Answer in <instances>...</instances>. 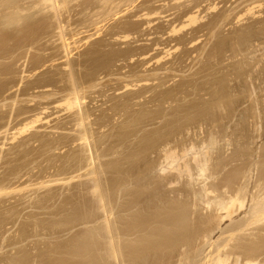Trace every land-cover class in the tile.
<instances>
[{
  "label": "rangeland",
  "instance_id": "obj_1",
  "mask_svg": "<svg viewBox=\"0 0 264 264\" xmlns=\"http://www.w3.org/2000/svg\"><path fill=\"white\" fill-rule=\"evenodd\" d=\"M3 1L0 0V189L2 188L0 190V264H122L119 252H122L121 248L124 244L121 235L125 234L122 232L125 224L128 225L125 231H132V228L134 231V228L140 231L143 238V241L141 237L139 238L140 245L147 242L145 245L149 246L147 249L144 244L142 247L138 245L141 247V249L139 247L140 255H144L140 256L141 258L150 256L151 259L155 251L156 254L158 253L157 256L160 254L162 256L164 245L160 246L161 242H158L161 239L162 242L165 241V246L171 244V248L165 247L167 251L173 250L174 247L176 252V244L185 242L180 240L187 239L189 242L188 238L192 236L196 239V234L202 233V236H198L199 239H193V244L199 240L198 244L196 243L197 248L191 243L194 249L190 246L191 248L187 250L188 253L189 250L190 253L192 252V256L185 253L187 248L185 251L183 249L188 246L182 245L183 248L178 246L183 249L182 253L189 256L188 258H196V262L193 259L195 264H210L215 256L221 254L223 256L219 257L225 258L223 262H226L228 256L231 261L227 259L232 262L227 261L224 264H246L247 261H251L248 260L250 256L245 255L247 252L250 255L249 251H252L251 257L254 256L251 262L254 264L260 261L257 264H262L264 228L261 225L259 228V224L258 227L252 226L261 216L264 217V213L257 214L258 217L254 215L256 218H252L254 206L260 201L251 200L259 197L260 192L263 193L259 199L264 194L262 188L264 186V174H262L264 173V0H49L50 2L20 0L22 3L19 0ZM14 1L16 3L12 5ZM2 2L5 5L8 2V5L5 6ZM19 7L20 12H25L23 15L18 14ZM17 17L21 18H18L20 23ZM60 32L63 35H59ZM65 39L67 44L70 43L68 44L70 48L68 45L63 48ZM67 52L70 53L69 56ZM74 88L78 93L75 92L76 90L72 91ZM72 93L80 96L83 101H80V107H75L74 110L67 105L68 100L74 99ZM85 134L87 141L83 138ZM212 142L216 143V146L212 145ZM204 143L216 148L211 146L206 148ZM182 147L185 153L182 152ZM166 150L175 151V159L184 158L182 161L184 163L188 161L191 169L194 168L197 172L193 169L186 172L188 170L182 164V158L176 159L181 162L182 166L179 167L184 168L180 169L185 174L179 179L181 170L177 169L180 172L178 173L175 169L180 163H173L174 157H170L173 161L170 158L166 159ZM147 156L149 160L147 166L143 161L144 167H141L140 163L143 159L139 158L143 157L146 160ZM206 156L210 161L203 162V165L200 161ZM169 159L172 163H169ZM197 161L201 164L199 165ZM256 162L261 164L258 165ZM132 164H135L136 168L139 165L138 169L148 167L149 169L144 170V174L146 170L149 171L150 173H147L150 179L152 177L154 180L149 179L148 182H151L149 186L146 183V186L150 187L149 190H145L146 186L139 188L141 186L138 184L139 191H137V187L134 188L137 185L134 183L135 179L132 181L128 175L127 180L136 184L131 186L132 182H129L132 189H135V196H132L133 191L124 190L128 187L122 186L125 178L123 175H134L141 184L143 180L147 182L149 177L147 174L146 180H142L145 177L142 169L137 170ZM201 165L206 166L208 171L203 172V169L207 170V168L202 166V169ZM219 165L220 168H217ZM169 166H173L170 167L173 169L170 170ZM127 168L130 172L126 173L128 171L125 170L126 174L122 173ZM133 168L140 176L143 175L142 178L138 177L140 180L135 170L132 171ZM168 172H175L176 178L167 180L169 177L172 179L175 177L173 173L172 176H168L170 174ZM190 172L193 173L192 176ZM209 172H211L210 176ZM221 172H224L225 177ZM186 173L190 176L189 179ZM166 174L168 177H164ZM161 176L167 178L165 179L167 181L165 182ZM159 177L165 182L162 183L161 180L162 185L159 184ZM192 178L196 185H193ZM197 180L199 182H196ZM203 180L204 182H201ZM96 183L99 188L98 194L97 191L93 192ZM210 185L214 187L218 185L219 190L214 187L209 188ZM157 186L160 190H165V194L168 193V197L166 196L168 201L165 200L164 193L161 195L165 198H159L161 196L156 189ZM3 189L6 191L3 192ZM140 189L144 190L140 191ZM205 189H208L206 193L212 189V192L208 193L211 196L209 199ZM153 190L156 191L155 196L159 193L156 196L159 201L154 197L150 198L153 196ZM144 191L146 194L149 192V199L152 201V203L149 201V205L155 207L159 206L158 203L162 205L160 208L156 207L157 211L152 213L155 207L151 206V209L148 204H144L143 208L142 202H137L138 207L142 204V207L136 209L141 215L137 212V218L134 216L128 218L130 212L127 213L125 209H128L131 201ZM257 193L259 195H256ZM147 195H142V198L138 196L137 200L142 199L145 202L144 197ZM229 195L230 197L233 195L239 201L244 200L246 208L244 207L241 213L237 210L239 205L236 203L238 208L231 209L232 216L233 211L235 216L232 217V221L223 219L225 222L220 217L223 216V208H227L234 198L231 197L229 201ZM215 196H218L217 203L214 200ZM124 197L132 199L130 201L128 199L130 204ZM221 198L224 200L223 205L226 203L225 207L219 206L223 203ZM154 200L155 203L158 201L156 205L153 204ZM251 202L255 203L254 206ZM125 203H128V207ZM163 205L168 207L163 208ZM212 205L213 207L216 205V208ZM146 207L151 211H147ZM176 211L179 214L175 213ZM165 212H169L167 214L170 218ZM190 213L197 216L193 217ZM174 215L176 217L179 215L180 218L177 219ZM159 217L161 219L163 217V221ZM212 217L216 218V222ZM246 217L252 218L249 221L253 225L247 222L248 227L251 225L248 229L252 228L251 232L244 230L245 233L250 232V234L241 232L243 226L240 225L248 220ZM221 220L224 222H222L223 226ZM262 220L264 221V218L260 221ZM175 221L179 222L178 225ZM130 223L132 224L129 225ZM108 229L114 232L110 236L115 241L113 244L118 251L116 253L118 260L115 259L117 257L115 253L107 252L109 251L107 249H110V244H107L109 236L105 237L109 233ZM161 230L163 233L166 231L167 235ZM190 231L193 234L196 231L197 233L193 236ZM102 232L105 233L104 236ZM188 234H191L190 237ZM178 235L183 238H177ZM167 237L168 239H164ZM252 237L258 241L254 239L253 246L250 243ZM124 238L126 241L127 238L133 237L125 235ZM146 238L148 239L144 241ZM235 238L238 239L234 240ZM152 240L157 241L156 245H159L156 247L155 242H150ZM204 243L208 244L204 245ZM240 243L243 246H240ZM249 243L251 245H248ZM255 245L259 247L263 245L261 247L263 250L259 247L255 248ZM226 246L233 250L227 247L228 250ZM158 248L163 251L157 250ZM198 248H201L199 252ZM254 250L259 253H255ZM201 251L203 256L200 255ZM173 252L174 250L170 254ZM178 252L173 253L176 254L174 257L182 256L178 255ZM241 253L246 263L242 260L244 258L241 257ZM197 254L200 257H197ZM235 254L242 258L241 262H236ZM186 256L183 255L179 259L182 260ZM176 257V261L173 259L170 264L182 263L177 261L179 259ZM149 258L147 260L150 262ZM188 258L184 260H190ZM192 258L190 261H193ZM194 262L190 263L194 264ZM183 263L185 264V261Z\"/></svg>",
  "mask_w": 264,
  "mask_h": 264
},
{
  "label": "bare ground",
  "instance_id": "obj_2",
  "mask_svg": "<svg viewBox=\"0 0 264 264\" xmlns=\"http://www.w3.org/2000/svg\"><path fill=\"white\" fill-rule=\"evenodd\" d=\"M2 1H3V0H2ZM7 1H8V0H7ZM16 1H17V0H16ZM19 1H20V0H19ZM22 1H23V0H22ZM42 1H43V0H42ZM46 1H47V0H46ZM51 1H52V0H51ZM75 1H76V0H75ZM78 1H79V0H78ZM103 1H104V0H103ZM112 1H113V0H112ZM3 2H5V1H3ZM3 2H2V3H3ZM10 2H11V0H10ZM20 2H21V1H20ZM20 2H18V4H20ZM48 2H50V1L48 0ZM53 2H55V1H53ZM15 3H16V2L14 1V3H12V5L15 4ZM21 3H22V2H21ZM55 3H56V2H55ZM105 3H106V2H105ZM3 4H4V3H3ZM18 4H17V5H18ZM33 4H34V3H33ZM47 4H48V3H47ZM103 4H104V3H103ZM4 5H5V4H4ZM6 5H8V2H7ZM6 5H5V6H6ZM12 5H11V6H12ZM17 5H16V6H17ZM20 5H21V4H20ZM36 5H38V7H39V4H38V3H37ZM45 5H46V3H45ZM56 5H57V4H56ZM62 5H63V4H62ZM9 6H10V5H9ZM16 6H14V7L16 8ZM40 6H41V5H40ZM54 6H55V5H54ZM105 6H107V5H105ZM105 6H104V7H105ZM17 7H18V6H17ZM42 7H43V6H42ZM47 7H48V6H47ZM51 7H53L52 4H51ZM57 7H58V6H57ZM57 7H56V9H58ZM107 7H108V6H107ZM7 8H8V6H7ZM17 9H18V12H20L21 8L19 7V8H17ZM19 9H20V10H19ZM35 9H37L36 6H35ZM50 9H51V8H50ZM53 9H55V8H53ZM59 9H60V8H59ZM100 9H101V8H100ZM27 10H28V9H27ZM48 10H49V9H48ZM102 10H103V9H102ZM111 10H112V9H111ZM8 11H9V10H8ZM16 11H17V10H16ZM22 11H23V10H22ZM25 11H26V10H25ZM46 11H47V10H46ZM54 11H55V10H54ZM44 12H45V11H44ZM109 12H110V11H109ZM15 13H16V12H15ZM24 13H25V12H23V13L20 12V13H18V14H22V15H23ZM110 14H111V13H110ZM53 15H54V14H53ZM106 15H107V14H106ZM19 16H20V15H19ZM148 16H149V15H148ZM20 17H21V16H20ZM20 17H17V18H16V19L18 20L19 23L21 22V21H19V20L21 19ZM104 17H105V16H104ZM107 17H108V16H107ZM18 18H20V19H18ZM25 19H26V18H25ZM103 19H104V18H103ZM23 20H24V19H23ZM23 20H22V21H23ZM14 21H15V20H13V22H14ZM27 21H28V19H27ZM23 22H24V21H23ZM58 22H59V21H58ZM7 23H8V22H7ZM9 23H10V21H9ZM9 23H8V24H9ZM14 23H16V22H14ZM19 23H17V25H18ZM60 23H61V21H60ZM60 23H59V24H60ZM3 24H4V23H3ZM11 24H12V23H11ZM21 24H22V23H21ZM14 25H15V24H14ZM19 25H20V24H19ZM66 25H67V24H66ZM4 26H6V25H4ZM4 26H3V27H4ZM20 26H21V25H20ZM60 26H61V25H60ZM10 27H11V26H10ZM10 27H9V28H10ZM7 28H8V27H7ZM12 28H13V26H12ZM62 28H64V27L62 26ZM15 29H16V28H15ZM15 29H14V30H15ZM18 29H19V28H18ZM59 29L61 30V28H59ZM14 30H13V31H14ZM7 31H8V30H7ZM10 31H11V30H10ZM63 31H64V30H63ZM64 33H65V32H64ZM59 35H63V34H61V32H60ZM64 35H65V34H64ZM8 36H9V35H8ZM64 38H66V37L64 36ZM63 40H64V39H63ZM61 41H62V38H61ZM65 42H66V39H65ZM63 44H64V46L62 45L63 48H64L65 46H67L68 44L70 45V43L67 44V42H66V43L63 42ZM69 45H68V47L70 48ZM31 47H32V46H31ZM65 48H66V47H65ZM67 49H68V48H67ZM67 49H66V51H67ZM64 50H65V49H64ZM30 51H31V50H30ZM30 51H29V52H30ZM66 51H65V52H66ZM68 51H69V50H68ZM66 54L68 55V54H70V53L67 52ZM24 55H25V54H24ZM68 56H69V55H68ZM27 58H28V57H27ZM22 61H23V60H22ZM25 63H26V62H25ZM23 73H24V72H23ZM71 79H72V78H71ZM72 82H73V81H72ZM74 86H75V85H74ZM75 90H76V91H75ZM72 91L77 92V89L74 88V90H72ZM67 93H68V92H67ZM73 93H74V92H73ZM73 93H72V94H73ZM77 93H78V92H77ZM77 93H75V94H77ZM79 93H80V91H79ZM70 94H71V93H70ZM78 95H79V94H78ZM70 96H71V95H70ZM74 96H75L74 94H73V97L71 96V97L74 98V99H72V100H68L69 102L67 101V102H68V104H67L68 107H69L70 109L73 108L72 110H74L75 107H80L79 103H80V101H82L80 96H79L80 99H79V97H78L77 95H76L75 97H74ZM67 97H68V96H67ZM48 98H49V97H48ZM50 98H51V97H50ZM69 99H71V98L69 97ZM66 100H67V99H66ZM45 101H46V100H45ZM82 102H83V101H82ZM81 104H82V103H81ZM78 109H79V108H78ZM45 110H46V109H45ZM79 110H80V109H79ZM70 111H71V110H70ZM130 111H131V110H130ZM12 115H13V114H12ZM81 115H82V114H81ZM82 116H83V115H82ZM36 117H37V116H36ZM40 119H41V118H40ZM80 120H81V119H80ZM82 120H83V119H82ZM28 122H29V121H28ZM32 122H33V121H32ZM34 122H38V121H34ZM34 122H33V123H34ZM33 123H32V124H33ZM79 123H82V122H79ZM85 123H86V122H85ZM85 123H84V124H85ZM23 125H24V124H23ZM29 125H31V124H29ZM33 125H34V124H33ZM36 125H37V123H36ZM82 125H83V123H82ZM7 127H8V126H7ZM23 127H24V126H23ZM78 127H80V125H79ZM78 127H77V129H80V128H78ZM28 128H29V126H28ZM28 128H26V129H28ZM21 129H22V127H21ZM81 129H82V128H81ZM83 129H84V126H83ZM29 130H30V129H29ZM85 130H86V129H84V132H85ZM6 131H7V129H6ZM24 131H25V130H24ZM27 131H28V130H27ZM30 131H31V130H30ZM80 131H81V130H80ZM22 132H23V131H22ZM25 132H26V131H25ZM2 133H3V132H2ZM5 133H6V132H5ZM7 133H8V132H7ZM86 133H87V132H86ZM19 134H21V132H19ZM22 134H23V133H22ZM83 134H84V133H83ZM80 135H81V134H80ZM10 136H11V135H10ZM10 136H9V137H10ZM84 136H85V137H83V138H84V141H85V140L87 141L86 134H85ZM87 136H88V135H87ZM20 137H21V136H20ZM15 138H16V137H15ZM111 138H112V137H111ZM5 140H6V139H4V141H5ZM81 140H82V139H81ZM226 140H227V139H226ZM6 141H7V140H6ZM82 141H83V140H82ZM9 142H10V141H9ZM208 142H209V141H208ZM208 142H207V143H208ZM0 143H1V142H0ZM90 143H91V142H90ZM212 143H213V142H212ZM212 143H210V144H212ZM256 143H257V142H256ZM204 144H205V143H204ZM215 144H216V143H213L212 145H215ZM182 145H183V144H182ZM193 145H194V144H193ZM205 145H206V144H205ZM212 145H209V144H208L209 147L211 146V147L214 148V147L216 146V145H215V146H212ZM188 146H189V145H188ZM206 146H207V145H206ZM206 146H205V147H206ZM208 146H207L206 148H208ZM0 147H1V146H0ZM245 147H246V146H245ZM88 148H89V147L87 146L86 149H88ZM185 148H186V147H185ZM200 148H201V147H200ZM215 148H216V147H215ZM174 149H175V148H174ZM218 149H219V148H218ZM181 150H182L183 153H185V151H183V147H182ZM186 150H187V148H186ZM211 150H212V148H211ZM211 150H208V152L211 151ZM166 151H167V153H165V154H166L165 157L167 156L166 159L175 156V154H174L175 151H174V150H173L174 152H172V151L170 152V151H168V150H166ZM187 151H188L187 153H189V150H187ZM200 151H201V150H200ZM205 151H207V150L205 149ZM182 152H180V155H181ZM191 152H192V151H191ZM214 152H215V150H214ZM199 153H200V152H199ZM202 153H203V152H202ZM210 153H211V152H210ZM210 153H209V154H210ZM212 153H213V152H212ZM176 154L178 155V152H176ZM193 154H194V151H193ZM226 154H227V153H226ZM195 155H197V154L195 153ZM199 155H200V154H199ZM207 155H208V154H207ZM0 156H1V155H0ZM181 156H182V155H181ZM185 156H187V155H185ZM189 156H190V154H189ZM193 156H194V155H193ZM197 156H198V155H197ZM219 156H220V155H219ZM254 156H255V155H254ZM144 157H145V156H144ZM162 157H163V156H162ZM162 157H161V158H162ZM176 157H177V156H176ZM198 157H199V156H198ZM201 157H202V155H201ZM208 157H209V156H208ZM212 157H213V156H212ZM212 157H211V158H212ZM258 157H259V159L261 160L260 155H259ZM258 157H257V158H258ZM262 157H263V156H262ZM138 158H139V157H138ZM180 158H182V157H180ZM180 158L178 157V158H176V159H179V160H180ZM188 158H189V157H188ZM206 158H207V156L204 158L203 161H200V160H199V161L203 164V162H206V161H208V160L210 159V158H209V159L207 160ZM135 159H137V158H135ZM139 159H143V160H141V163H140L141 167H142V166L144 167L143 164H145V165L147 166V161H149V160H147V159H148V156H147L146 160H144L143 157H142V158L140 157ZM163 159H165V158H163ZM166 159H165V162H166ZM170 159H171L172 161H173V159H174L173 163H180V164L177 165L178 167H179L180 165L182 166V164H184L185 169L188 170V171L185 170L186 172H189V169H190V171H191L192 169H193V171H196V170H194V168L191 169V167H190L191 164H189L188 161L186 162V160H185L186 163H184V162L182 161L184 158L181 159V161L183 162L182 164H181V162H180L179 160L177 161V160L175 159V157H174L173 159H172V158H170ZM170 159H169V163H172V161H171ZM195 159H196V158H195ZM199 159H200V157H199ZM255 159H256V158H255ZM263 159H264V158H263ZM137 160H138V159H137ZM151 160H152V159H151ZM192 160H194V159L192 158ZM212 160H213V158H212ZM143 161L146 162V163H143V164H142ZM162 161H163V160H162ZM199 161H197V163H198ZM209 161H210V160H209ZM209 161H208V162H209ZM261 161H262V160H261ZM137 162L139 163V160H138ZM153 162H154V161H153ZM200 162H199V165L201 164ZM211 162H212V161H211ZM263 162H264V161H263ZM130 163H131V162H130ZM138 163H137V164H138ZM169 163H168V164H169ZM190 163H191V162H190ZM213 163H214V161H213ZM243 163H244V162H243ZM254 163H255V162H254ZM256 163H258V162H256ZM124 164H125V162H124ZM124 164H122V165H124ZM127 164H129V163H127ZM127 164H126V165H127ZM135 164H136V163H135ZM135 164H134V165H135ZM137 164H136V165H137ZM168 164H167V165H168ZM194 164H196V163H194ZM260 164H261V162L258 163V165H260ZM126 165H125V166H126ZM130 165H131V164H130ZM130 165H128V166H130ZM134 165L132 164V166H134ZM136 165H135V167H134L135 169H137V170L142 169V168H139V169H138V166H139V165H138L137 168H136ZM149 165H150V164H149ZM149 165H148V166H149ZM161 165L163 166L164 163L161 164ZM172 165H173V164H172ZM203 165H204V164H203ZM203 165H201L200 167L202 168ZM213 165H214V164H213ZM213 165H211V166H213ZM258 165H257V166H258ZM262 165H263V164H262ZM146 166H145V168H143V169L141 170V171L143 172V174H144V170H145V169H149L148 167L146 168ZM195 166H196V165H195ZM197 166H198V165H197ZM216 166H217V165H216ZM254 166H255V165H254ZM263 166H264V165H263ZM122 167H123V166H122ZM139 167H140V166H139ZM170 167H173V166H169L168 168L170 169ZM175 167H176V166H175ZM178 167L175 169L176 171H178L177 169H180V168L184 169L183 167H179V168H178ZM198 167H199V166H198ZM204 167H206V166H203V168H204ZM258 167H259V166H258ZM258 167H257V169H258ZM129 168H130V167H129ZM134 168H133L132 171L135 170ZM203 168H202V169H203ZM206 168H207V167H206ZM214 168H215V167H214ZM217 168H220V165H219ZM253 168H255V167H253ZM261 168H262V166H261ZM122 169H123V168H122ZM172 169H173V168H172ZM172 169H170V170H172ZM125 170L128 171V172H126ZM137 170H135L134 172L137 173V172H138ZM161 170H162V172H163V168H162ZM180 170H181V169H180ZM203 170H204L203 172L208 171V168H207V170H206L205 168H204ZM209 170H210V169H209ZM212 170H213V169H212ZM214 170H215V169H214ZM251 170H252V168H251ZM251 170H250V171H251ZM255 170H256V169H255ZM121 171H122V170H121ZM123 171H124V172H122V173H125V172H126V173H129V172H130V171L128 170V168H127V169H124ZM173 171H174V170H173ZM185 171H184V172H185ZM218 171H219V170H218ZM218 171H217V172H218ZM224 171H225V170H224ZM250 171H249V172H250ZM134 172H131V173H134ZM139 172H140V171H139ZM147 172L150 173L149 171L146 170V174H144V176H145L144 178H142L143 175H141V176H142V177H141L140 174L137 173V175H138L137 178H138V177H139V178H142V180L145 179V178H147V177H146L147 174H148ZM159 172H160V171H159ZM164 172H165V169H164ZM170 172H171V171H170ZM170 172H168V173H170ZM182 172H183V171L181 170V173H182ZM196 172H197V171H196ZM217 172L215 173L216 175H217ZM225 172H226V171H225ZM251 172H253V171H251ZM254 172H255V171H254ZM254 172H253V173H254ZM260 172H261V171H260ZM263 172H264V171H263ZM94 173H95V171H94ZM126 173H125V174H126ZM136 173H135V174H136ZM172 173H173V172H172ZM172 173H170L169 175L166 174V175H164V177H166L167 175H168V176H170V175L172 176L173 174H174V176H175V172H174L173 174H172ZM178 173H180V172L178 171ZM178 173H177V174H178ZM200 173H201V172H200ZM210 173H211V172L208 173L209 176H210ZM221 173H222V172H221ZM223 173H224V172H223ZM223 173H222V175H224V177H225V174H223ZM255 173H256V172H255ZM92 174H93V173H92ZM153 174H154V173H153ZM153 174H151V176H152ZM177 174H176V175H177ZM183 174H184V173H182L181 175L179 174L180 176H178V178L181 177ZM191 174H193V173L190 172V175H191ZM208 174H207V175H208ZM213 174H214V172H213ZM219 174H220V173H219ZM251 174H252V173H251ZM259 174H260V173H259ZM262 174H264V173H262ZM122 175H123V174H122ZM128 175L130 176V179H131V180H132V179H133V180L135 179V180H134V181H135L134 183H136L137 185L134 184V183L132 182L133 180H132V181L130 180V181L132 182V184L130 183L131 186L136 185V186H134V188L137 187L138 184H139V186H141V187H139V188H144L143 186H146V185H147L146 183H148V186L151 185V182H148L149 179H150V175H149V174H148V177H149V178L147 179V182L143 180V181L145 182V184H144V182L142 181V184H144V185L141 184V181H139V182H140V183H139V182L137 181V179L135 178L136 176H134V175H131V174L123 175V176H125V178L122 177V178H124V180H123L124 182H123L122 186L125 185V187H128V188H126V189L124 188V190L129 189V191H131V192L133 191L132 193H134V194H132V193L129 192V194H132V196H133V195L135 196L136 193H135V191H134L135 189L133 190L132 187L129 185V182H130V181L127 180V179H129V178H128V177H129ZM154 175H155V174H154ZM160 175H161V174H160ZM162 175H163V174H162ZM186 175H187V173H186ZM194 175H195V174H194ZM199 175H200V174H199ZM202 175H203V173H202ZM202 175H200V176L202 177ZM248 175H249V174H248ZM96 176H97V175H96ZM127 176H128V177H127ZM131 176H134V177L131 178ZM156 176H157V175H156ZM168 176H167V177H168ZM184 176H185V174H184ZM184 176H182V177H184ZM187 176H188V175H187ZM187 176H186V177H187ZM191 176H192V175H191ZM230 176H231V175H230ZM261 176H262V175H261ZM263 176H264V175H263ZM47 177H48V176H47ZM47 177H46V178H47ZM126 177H127V178H126ZM164 177L161 176V178L165 181V179H167V178H164ZM182 177H181V179H182ZM189 177H190V176H188L187 179H189ZM216 177H217V176H216ZM216 177H213V178H216ZM258 177H260V176L258 175ZM79 178H80V177H79ZM95 178H97V177H95ZM139 178H138V180H140ZM155 178H156V177H155ZM161 178L159 177V181H160L159 184H160V185H162V184H161V180H162ZM174 178H176V176L173 177V179H172L171 177H169V179H167V180H170V179H171V180H174ZM193 178H194V176H193ZM193 178H192V182H193ZM208 178H209V177H208ZM230 178H231V177H230ZM157 179H158V177H157ZM179 179H180V178H179ZM179 179H178V180H179ZM187 179H186V180H187ZM194 179H195V178H194ZM205 179H206V177H205ZM211 179H212V177H211ZM216 179H217V178H216ZM232 179H233V178H232ZM145 180H146V179H145ZM150 180H151V181H154V180L152 179V177H151ZM155 180H156V179H155ZM163 180H162V183L164 182ZM167 180H166V181H167ZM201 180H202V179H201ZM207 180H208V179H207ZM228 180H229V179H228ZM244 180H245V179H244ZM254 180H255V179H254ZM99 181H100V180H99ZM126 181H127V182H126ZM156 181H158V180H156ZM159 181H158V182H159ZM166 181H165V182H166ZM182 181H184V180H182ZM259 181H260V179H259ZM261 181H262V180H261ZM137 182H138V183H137ZM165 182H164V183H165ZM171 182H172V181H171ZM196 182H199V181L197 180ZM201 182H204V180L201 181ZM207 182H208V181H207ZM209 182H210V179H209ZM227 182H228V181H227ZM263 182H264V181H263ZM121 183H122V182H121ZM149 183H150V184H149ZM154 183H155V182H154ZM175 183H176V180H175ZM183 183H184V182H183ZM205 183H206V181H205ZM215 183H216V182H215ZM221 183H224V182H221ZM43 184H44V183H43ZM96 184H97V183H96ZM96 184H95V185H96ZM133 184H134V185H133ZM140 184H141V185H140ZM156 184L158 185L157 182H156ZM170 184H171V183H170ZM181 184H182V182H181ZM190 184H191V183H190ZM194 184H195V183L193 182V185H194ZM207 184H208V183H207ZM209 184H210V183H209ZM261 184H262V183H261ZM263 184H264V183H263ZM32 185H33V184H32ZM99 185H100V184H99ZM126 185H128V186H126ZM177 185H179V182H178ZM177 185H176V187H177ZM195 185H196V184H195ZM202 185H203V184H202ZM218 185H219V184H218ZM218 185H216V187L210 185L209 188H210V187H214V188L217 190V189H218ZM222 185H223V184H222ZM226 185H227V184H226ZM245 185H246V184H245ZM18 186H19V185H18ZM97 186H98V184L95 186V188H94L95 191H93V192L95 193V192L97 191V194H98L99 190H97V189H99V188H98ZM129 186H130V187H129ZM152 186H153V184H152ZM154 186H155V185H154ZM154 186H153V187H154ZM172 186H173V183H172ZM186 186H187V184H186ZM186 186H184V187H186ZM191 186H192V185H191ZM227 186L229 187V185H227ZM96 187H97V188H96ZM146 187H147V186H146ZM146 187H145V188H146ZM180 187H181V186H180ZM188 187H189V186H188ZM223 187H224V186H223ZM68 188H69V187H68ZM154 188H155V187H154ZM209 188H208V189H209ZM214 188H212V189L214 190ZM234 188H235V187H234ZM259 188H261V185L259 186ZM262 188H264V186H263ZM1 189H2V188H1ZM1 189H0V190H1ZM12 189H13V188H12ZM81 189H82V188H81ZM94 189H93V190H94ZM131 189H132V190H131ZM147 189L149 190L150 187H147L145 190H147ZM156 189H157V191L160 193V196H161V197H159L160 199H164L166 196L168 197V193L165 194V192H164L165 190H164V191H163V190H160V187L158 188V186L156 187ZM156 189H155V190H156ZM163 189H164V188H163ZM168 189H169V188H168ZM189 189H190V188H189ZM208 189H205L206 191L204 190L205 193L207 192ZM212 189H210L211 191L209 190L208 193H211V192H212ZM3 190H4V189H3ZM3 190H2V191H3ZM100 190H101V189H100ZM143 190H144V189H143ZM143 190L140 189V191H143ZM181 190H182V189H181ZM185 190H186V189H185ZM216 190H214V191L216 192ZM218 190H219V189H218ZM218 190H217V191H218ZM235 190L237 191L236 188H235ZM2 191H1V192H2ZM5 191H6V190H4L3 192H5ZM9 191H10V190H9ZM120 191H121V190H120ZM127 191H128V190H127ZM137 191H139V190H138V187H137ZM137 191H136V192H137ZM161 191H162V192H161ZM167 191H168V190H166V192H167ZM175 191H176V190H175ZM182 191H183V190H182ZM182 191H181V193H182ZM188 191H189V190H188ZM188 191H187V192H188ZM192 191H195V190H193V188H192ZM192 191H191V192H192ZM204 191H203V192H204ZM224 191H225V190H224ZM224 191H223V192H224ZM233 191H234V190H233ZM258 191H259V189H258ZM261 191H262V190H261ZM101 192H102V191H101ZM122 192H125V191H122ZM144 192H145V193H144ZM144 192H143V194H142V192H141V194H142L143 196H144V195L146 196V195L149 193V192H148V193L146 194V191H144ZM152 192H154V190H153ZM152 192H150V195L152 194ZM155 192H156V191H155ZM155 192L153 193V196H151L150 198H152V197H154V199L158 198V197H156V196L159 195V193L157 192L158 194L155 196ZM172 192H173V191H172ZM177 192H178V191H177ZM177 192H176V193H177ZM189 192H190V191H189ZM226 192H227V191H226ZM238 192H239V191H238ZM238 192H236V194H238ZM137 193H138V192H137ZM163 193L165 194V197L163 196L164 198H163L162 195H161V194H163ZM195 193H196V191H195ZM205 193H204V194H205ZM208 193H206V194H208ZM213 193H214V192H213ZM213 193H212V194H213ZM239 193H240V192H239ZM258 193H259V192H258ZM258 193H257L256 195H259L260 193H261L260 195H262L263 192H260L259 194H258ZM99 194H100V193H99ZM122 194L125 195L124 193H122ZM126 194H127V192H126ZM129 194H128V195H129ZM141 194L138 195L140 198L143 197ZM164 194H163V195H164ZM186 194H187V193H186ZM197 194L199 195V193H197ZM214 194H216V193H214ZM226 194H227V193H226ZM226 194H225V195H226ZM245 194H246V193H245ZM100 195H101V194H100ZM119 195H120V194H119ZM140 195H141L142 197H141ZM178 195H179V194H178ZM180 195H181V194H180ZM184 195H185V194H183V196H184ZM187 195H188V194H187ZM187 195H186V197H187ZM208 195H209V194H208ZM233 195H234V194H233ZM233 195H232L231 197H234V196H235V195H234V196H233ZM238 195H239V194H238ZM238 195H237V196H238ZM240 195H241V194H240ZM240 195H239V196H240ZM260 195H259V197H260ZM120 196H121V195H120ZM126 196H127V195H126ZM129 196L131 197V195H129ZM138 196H136L135 199H133V201H131V202H132L131 204L128 202V199H129V201L132 200V199H131V198L126 199V198L124 197V199H126V201L131 205L128 209H125V207H124V209L128 211L127 213L130 212L129 214H130L131 216L128 215V218H133V216H134V218H137V217H138V216L136 217V214H137V212H138V211H136V209H137V207H138V203H140V201H141L142 204H143V205H142V204H139L140 207L143 206V208H144V207H145L144 204H148L147 206H150L149 208H151V206H152L153 208L155 207V206L152 205V204L149 205L150 203H152L151 199H149V194L147 195L148 198H147V197H144V198H146V200H148V201H147L148 203L146 202V200H145V202H144V200H142V199H141V200H137V199H138ZM188 196H189V195H188ZM201 196H202V195H201ZM204 196H205V195H204ZM227 196H228V195H227ZM244 196H245V195H244ZM246 196H247V194H246ZM8 197H9V196H8ZM96 197H97V196H96ZM98 197H99V196H98ZM121 197H122V196H121ZM121 197H120V198H121ZM127 197H128V196H127ZM167 197L165 198V200H167ZM170 197H171V196H170ZM176 197H177V196H176ZM181 197H182V196H181ZM205 197H206V196H205ZM210 197H211V196L209 195L208 199H209ZM217 197H218V196H215V197H214V198H215L214 200H216V203H217V201H218V200L216 199ZM219 197H220V196H219ZM223 197H224V196H222V198H223ZM229 197H230V195H229ZM231 197L228 199L229 201H231ZM235 197H236V196H235ZM235 197L232 198L233 200L229 203V206H228L227 208L225 207V206H226V203H225V205H223V204H224V202H223L224 200L221 198V199H222L221 201H222L223 203H220V204H222V205L219 204V206H223V207H225V208H223L224 213H223L222 210L220 209V210H221V213H223V216L220 217V219L222 218V220L225 219L226 221H227V219H230V220H231L232 217L235 216V211H233V212H234V213H233L234 215L232 216V210H231V209L235 210V209H237L238 207H239V208H238L237 210H238L239 212L242 213L243 208L246 206V204H245L246 202L243 200L244 198L242 199L243 201H239V200L235 199ZM247 197H248V196H247ZM250 197H251V196H250ZM252 197H253V196H252ZM259 197L257 196V198H254L253 200H251V201H254V200L256 199L254 202H259V201H260L258 204L256 203V206H254V204H255L254 202H253L254 204L251 202V203L253 204V206L255 207V209H253V211H254V210H255V211L252 212L251 216H252V215H253V216H254V215L257 216V214H259V215L261 214V215H262V214L264 213V203H263V202H264V198H263V197H264V194H263V196L260 198L261 200L259 199ZM100 198H101V196H100ZM132 198H133V197H132ZM144 198H143V199H144ZM179 198H180V197H179ZM224 198H225V197H224ZM226 198H228V197H226ZM236 198H237V197H236ZM241 198H242V197H241ZM245 198H246V197H245ZM262 198H263V199H262ZM121 199H122V198H121ZM152 199H153V198H152ZM160 199H159V200H160ZM169 199H170V198H169ZM180 199H181V198H180ZM188 199H190V198H188ZM202 199H203V198H202ZM212 199H213V198H212ZM219 199H220V198H219ZM234 199H235V200H234ZM257 199H259V200L257 201ZM156 200H158V199H156ZM159 200H158V201H159ZM170 200H171V199H170ZM170 200H169V201H170ZM183 200H184V199H182V202H183ZM186 200H187V199H186ZM205 200H206V199H205ZM210 200H211V199H210ZM246 200H247V199H246ZM262 200H263V202H262ZM119 201H120V199H119ZM149 201H151V202L149 203ZM158 201L155 203V200H154V203H153V204L156 205V204L158 203ZM167 201H168V200H167ZM177 201H178V199H177ZM203 201H204V200H203ZM203 201H202V203H203ZM221 201H220V202H221ZM229 201H228V202H229ZM238 201H239V202H238ZM249 201H250V199H249ZM133 202H134V203H133ZM137 202H138V203H137ZM178 202H179V201H178ZM182 202H181V203H182ZM206 202H207V200H206ZM210 202H211V201H210ZM244 202H245V203H244ZM247 202H248V201H247ZM120 203H121V202H120ZM123 203H124V201H123ZM123 203H122V204H123ZM128 203H125V205H127V207H128ZM162 203H164V201H163ZM166 203H167V202H166ZM218 203H219V202H218ZM236 203H237V205H239L238 207H236V206H237ZM97 204H98V203H97ZM158 204H159V206L157 205L156 207L160 208V206H161L162 204H160V203H158ZM169 204H170V202H169ZM179 204H180V203H179ZM184 204H185V202H184ZM208 204L211 205V203H208ZM212 204H213V202H212ZM249 204H250V203H249ZM141 205H142V206H141ZM216 205L218 206V204H216ZM216 205H215V206H216ZM247 205H248V204H247ZM250 205H251V204H250ZM120 206H121V205H120ZM163 206H164V205H163ZM166 206H167V205H166ZM166 206H164L163 208H165ZM178 206H181V205H178ZM186 206H188V205H186ZM194 206H195V205H194ZM215 206H214V207H215ZM251 206H252V205H251ZM118 207H119V206H118ZM140 207H138V208H140ZM156 207H155L154 211H152V213H153V212L155 213V210L157 211ZM167 207H168V206H167ZM183 207H184V206H183ZM212 207H213V205H212ZM214 207H213V208H214ZM98 208H99V207H98ZM102 208H103V207H102ZM119 208H120V207H119ZM146 208L148 209L147 211L150 210L148 207H146ZM169 208H170V206H169ZM181 208H182V207H181ZM193 208H194V207H193ZM195 208H196V207H195ZM215 208H216V207H215ZM220 208H221V207H220ZM245 208H246V207H245ZM245 208H244V209H245ZM248 208H249V207H248ZM103 209H104V208H103ZM151 209H152V208H151ZM186 209H187V208H186ZM186 209H184V210H186ZM211 209H212V208H211ZM251 209H252V208H251ZM105 210H106V209H105ZM105 210L103 211L104 213L106 212ZM116 210H117V209H116ZM122 210H123V209H122ZM122 210H121V211H122ZM161 210H162V209H161ZM164 210H165V209H164ZM174 210H175V209H174ZM179 210H181V209H178V211H179ZM212 210H214V209H212ZM215 210H216V209H215ZM220 210H219V211H220ZM246 210H247V209H246ZM131 211H132L133 213H132ZM141 211H143V210L141 209ZM141 211H140V212H141ZM150 211H151V210H150ZM188 211H189V210H188ZM208 211H209V210H208ZM210 211H211V210H210ZM123 212H124V211H123ZM123 212H122V213H123ZM125 212H126V211H125ZM143 212H144V211H143ZM180 212H183V211H180ZM185 212H186V211H185ZM195 212H197V211H195ZM246 212H247V211H246ZM131 213H132V214H131ZM147 213H148V212H147ZM159 213H160V212H159ZM165 213L167 214V213H169V212H165ZM175 213H177V211H176ZM191 213H192V212H191ZM191 213H190V214H191ZM213 213H214V212H213ZM221 213H220V214H221ZM253 213H254V214H253ZM138 214L141 215V213H139V212H138ZM172 214H174V213H172ZM177 214H179V213H177ZM180 214H182V213H180ZM188 214H189V213H188ZM215 214H216V213H215ZM143 215H144V214H143ZM149 215L151 216V214H149ZM162 215H163V214H162ZM162 215H161V216H162ZM191 215H192V214H191ZM194 215H196V214H194ZM194 215H192V216L195 217ZM237 215H238V212H237L236 216H237ZM122 216H123V215H122ZM150 216H149V218H150ZM153 216H155V215H153ZM158 216H160V215H158ZM174 216H175V215H174ZM178 216H179V215H178ZM178 216H177V217L175 216V217H176L177 219H179L180 217L178 218ZM180 216H181V215H180ZM182 216H183V214H182ZM196 216H197V215H196ZM215 216H216V215H215ZM253 216H252V218H256L255 216H254V217H253ZM263 216H264V215H263ZM125 217H126V216H125ZM141 217H142V216H141ZM144 217H145V216H144ZM144 217H143V218H144ZM155 217H156V216H155ZM155 217H154V219H156ZM164 217H166V216H164ZM167 217H169L168 214H167ZM183 217H184V216H183ZM193 217H192V218H193ZM248 217H249V216H248ZM257 217H258V216H257ZM143 218H142V219H143ZM145 218H147V216H146ZM151 218H152V217H151ZM169 218H170V217H169ZM169 218H167V219L169 220ZM172 218H173V217H172ZM176 218H175V219H176ZM186 218H187V217H186ZM189 218H190V216H189ZM189 218H187V219L189 220ZM212 218H213V217H212ZM217 218H218V216H217ZM246 218H247V217H246ZM252 218L250 217V219H252ZM262 218H264V217L261 216L260 219H258V221L256 220L255 222H254L255 219H253L252 222H254L255 224H256L257 222H259V223H257L256 225H255V224H254V225L251 224V222H250L251 220L247 218L248 220H247V221L245 220V223H246V224H245V223H242V224H244V225H246V226L244 227V225H242V224L240 225V227L243 226V230H242V228H240L239 226H238V227H239L240 230H242L241 232H244V230H246V229H247L246 231H250V230H252V228H251L250 230H248L249 227H251V225H253L252 227H254V226L256 227V226L259 224V225H258L259 228H261V227L264 228V226H262V225H264V221H263V220H262L263 222L260 221ZM142 219H141V220H142ZM159 219H161V218L159 217ZM167 219H166V220H167ZM181 219H183V218L181 217ZM181 219H180L179 222L182 221ZM193 219H195V218H193ZM193 219H192V221L194 222ZM196 219H197V218H196ZM198 219H199V218H198ZM200 219H201V218H200ZM200 219H199V220H200ZM213 219L215 220L216 218L214 217ZM213 219H212V220H213ZM128 220L132 221V219H128ZM128 220H127V221H128ZM139 220H140V218H139ZM161 220L163 221V217H162ZM170 220H171V219H170ZM184 220H185V217H184ZM214 220H213V221H214ZM217 220L220 221L219 219H217ZM222 220H221V225H222V222L225 221V220H223V221H222ZM233 220H234V218H233ZM249 220H250V221H249ZM134 221H135V220H134ZM137 221H138V220H137ZM162 221H161V222H162ZM202 221H203V220H202ZM226 221H225V222H226ZM228 221H229V220H228ZM231 221H232V220H231ZM248 221H249V222H248ZM125 222H126V221H125ZM128 222H129V221H128ZM143 222H144V221H143ZM151 222H153V221H151ZM151 222H150V224H152ZM161 222H160V223H161ZM179 222H177V223H179ZM183 222H184V221H183ZM198 222H199V221H198ZM208 222H209V221H207V223H208ZM215 222H216V220H215ZM247 222L251 224L249 227L247 226ZM121 223H122V222H121ZM133 223H135V222H133ZM155 223H156V222H155ZM158 223H159V222H158ZM173 223H174V222H173ZM177 223H176V221H175V224H177ZM187 223L189 224V221H187ZM194 223H195V222H194ZM200 223H201V222H200ZM200 223H199V224H200ZM209 223H210V222H209ZM211 223H212V222H211ZM223 223H224V222H223ZM260 223H261V224H260ZM106 224L108 225L107 222H106ZM124 224H125V223H124ZM124 224H123V225H124ZM131 224H132V223H130L129 225H131ZM153 224H154V223H153ZM167 224H168V223L166 222V226H167ZM184 224H185V223H184ZM184 224H183V225H184ZM103 225H104V224H103ZM139 225H140V223H139ZM164 225H165V224H164ZM169 225H170V224H169ZM169 225H168V226H169ZM171 225H174V224H171ZM177 225H178V224H177ZM177 225H176V226H177ZM179 225H180L179 227H181V224H179ZM193 225H194V224H193ZM202 225H203V224H202ZM204 225H205V224H204ZM206 225H207V224H206ZM211 225H212V224H211ZM214 225H215V224H214ZM260 225H261V227H260ZM124 226H126L125 229H123ZM124 226H123V228L121 227L122 230H124V231H122V232H125V234L123 233L124 235H123L122 232H121V234H122L121 236H122V240H123L124 244L122 245V244H121L122 242H120V245H122L123 247L121 248L122 252H119V254L121 253V254H120L121 256H119V257H121V259H122V264H170L172 261H174V260L176 261V259H175L176 256L174 257V255H176V254H173V253H177V252L179 251L178 249H180V248H178V246L181 247V248H183L182 245H184V247H185V246H188V247L183 248L184 251H185V249L187 248L186 251H185V253H188L187 250H188L189 248H191L194 244H195V246H193V247L195 248V247H196V243L199 242V240H198L197 242L195 241L196 243L193 244L192 242L194 241L193 239H195L194 237L191 236L192 239H191V238H190V239L188 238V240H189V242H188L187 239H186V240H185V239H182L183 237H180L181 235H180V236L178 235L179 237H177V238L182 239V240H180L181 242H184V241H185V242L182 243V244H180V242L178 241L180 245H179L178 243L176 244V246H175V247L177 248V249H176V252H175L174 247H172L173 250H174V252H173L172 254H170V252H172L173 250L169 249V251H167L168 249L166 250L165 247L167 246V248H171V247H170L171 244H170L169 246H168V244H166V246H165V241L163 240V242H162V241H161L162 239H161V240L158 241V242H159V243H160V242L162 243V244L160 243V246H161V245H164V247H162V248H164V254H168V255H170V256H168V255L165 256V255L161 252L163 255L161 256V254H160V255H159L160 258H157V257H159V256H157L158 253L156 254V251H155V253H153L154 255H153V254L151 255V256H153V257H152L153 259H152V258L150 259V258H149L150 256L147 257V258L150 259V262H149V260H147L146 257H145V258L143 257L144 259L140 257V256H144V255H140V253H139V247H140V246L142 247L143 244H144V246H146L145 243H147V242H145V243L142 242V243H143L142 245L139 244V238L141 237L140 231H137V230H138L137 228H134L135 231L133 230V228H132V231H130V230L125 231L126 229H128V228H127L128 225L125 224ZM134 226H135V225H134ZM137 226H138V225H137ZM147 226H148V225H147ZM147 226H146V227H147ZM160 226L163 227V225H161V224H160ZM176 226H175V227H176ZM208 226H209V225H208ZM222 226H223V225H222ZM258 226H257V227H258ZM35 227H36V226H35ZM105 227H106V226H105ZM148 227H149V226H148ZM169 227H171V226H169ZM179 227H178V229H179ZM184 227H185V226H184ZM247 227H248V228H247ZM108 228L111 229V227H108ZM139 228H140V227H139ZM155 228H156V227H155ZM164 228H165V226H164ZM171 228H173V227H171ZM182 228H183V227H182ZM189 228H190V227H189ZM191 228H192V227H191ZM193 228H194V227H193ZM196 228H197V227H196ZM200 228H202V227H200ZM205 228H206V227H205ZM209 228H210V227H209ZM244 228H245V229H244ZM105 229H106V228H105ZM109 229H108L109 233H107L108 235H107V234L105 235V237H106V236H109V237H108V238H109V243H107V244H110V245H109L110 249H107V250H109V251H107V252H109V254H112V253L114 254V253H115V255H116V253H118V251H116V248H115V246H114L115 244H113V243H115V241H114V240L111 238V236H110V234H111V233H114V232H110ZM119 229H120V228H119ZM119 229H118V231H119ZM136 229H137V230H136ZM140 229H141V228H140ZM145 229H146V228H145ZM151 229H152V228H151ZM160 229H161V228H160ZM160 229H159V230H160ZM174 229H175V228H174ZM180 229H181V228H180ZM183 229H184V228H183ZM207 229H208V228H207ZM207 229H206V230H207ZM224 229H225V228H224ZM233 229H234V228H233ZM235 229L238 230L237 228H235ZM256 229H257V228H256ZM152 230H153V229H152ZM152 230H150V231H152ZM162 230H163V229H162ZM162 230H161V232L163 233L164 230H163V231H162ZM181 230H182V229H181ZM184 230H186V229H184ZM191 230H192V229H191ZM196 230H197V229H196ZM198 230H200V229H198ZM217 230H218V229H217ZM240 230H239V231H240ZM143 231H144V230H143ZM146 231H147V230H146ZM146 231H145V233H146ZM157 231H158V230H157ZM167 231H169V230H167ZM172 231H174V230H172ZM177 231H179V230H177ZM194 231H195V230H194ZM253 231H254V230H253ZM147 232H148V231H147ZM165 232H166V231H165ZM165 232H164V233H165ZM183 232L186 233L185 231H183ZM190 232H191V231H190ZM202 232H203V231H202ZM207 232H208V231H207ZM216 232H218V231H216ZM232 232H233V230H232ZM234 232H235V231H234ZM250 232H251V231H250ZM250 232H248V233L250 234ZM261 232H263V230H262ZM145 233H144V234H145ZM150 233H151V232H150ZM164 233H163V234H164ZM170 233H172V232H170ZM170 233H169V234H170ZM187 233H188V232H187ZM187 233H186V234H187ZM191 233H192V232H191ZM196 233H197V231H196ZM196 233H195V234H196ZM203 233H204V232H203ZM227 233H228V232H227ZM248 233H247V232H246V233L244 232V234H248ZM102 234H103V236H104L105 233L102 232ZM102 234H101V236H102ZM142 234H143V233H142ZM153 234H155V232H154ZM160 234H161V233H160ZM174 234H175V233H174ZM174 234H173V235H174ZM186 234H185V236H187ZM192 234H193V233H192ZM195 234H193V236H195ZM197 234H198V233H197ZM197 234H196V239H195V240L199 239V238H198L199 235L202 236V235H201L202 233H199V235H197ZM211 234H212V233H211ZM214 234H215V233H214ZM255 234H256V233H255ZM111 235H112V234H111ZM117 235H118V234H117ZM119 235H120V234H119ZM125 235L128 236V237H129V236H132L133 238H131V239H130V238H127L126 241H125V240H124V239H125V238H124ZM146 235H147V234H146ZM148 235H149V233H148ZM157 235H158V234H157ZM165 235H167V234L165 233ZM188 235H189V237H190L191 234H188ZM212 235H213V234H212ZM237 235H238V234H237ZM239 235H240V233H239ZM242 235H243V234H242ZM258 235H259V232H258ZM262 235H263V234H262ZM113 236H114V234H113ZM144 236H145V235H144ZM154 236H155V235H154ZM207 236H208V235H207ZM207 236H206V237H207ZM252 236H253V234H252ZM118 237H120V236H118ZM165 237H166V236H165ZM168 237H169V236H168ZM168 237H167V238H164V239H168ZM175 237H176V236H175ZM234 237H237V236H234ZM242 237H243V236H242ZM244 237H245V236H244ZM253 237H255V236H253ZM253 237H252V238H253ZM257 237H258V236H257ZM262 237L264 238V236H262ZM120 238H121V237H120ZM151 238H153V236H152ZM160 238H161V237H160ZM170 238H172V237H170ZM186 238H187V237H186ZM202 238H204V240H206L205 237H202ZM208 238H209V237H208ZM208 238H207V239H208ZM246 238H247V237H246ZM249 238H250V237H249ZM249 238H248V239H249ZM263 238H262V240H263ZM105 239H106V238H105ZM129 239L132 240V243H131V244H130L131 241L129 242ZM141 239H142V241H143V238H142V237H141ZM147 239H148V238L144 239V241L147 240ZM157 239H158V238H157ZM200 239H201V238H200ZM212 239H213V238H212ZM237 239H238V238H237ZM237 239L235 238L234 240H237ZM240 239H241V238H239V240H240ZM244 239H245V238H244ZM248 239H246V240H248ZM254 239H255V238H253V240L250 242V243L252 244V246L254 245V243H252V242L254 241ZM106 240H107V239H106ZM106 240H105V241H106ZM112 240H113L114 242H113ZM149 240H151V239H149ZM169 240H170V239H169ZM169 240H168V241H169ZM173 240H175V238H173ZM173 240H172V241H173ZM190 240H191V241H190ZM204 240H203V241H204ZM255 240H256V239H255ZM119 241H120V240H119ZM175 241H176V240H175ZM175 241H174V242H175ZM203 241H201V242H203ZM241 241H242V240H241ZM249 241H250V240H249ZM249 241H246V242H249ZM150 242H151V243H152V242H155V240H152V241H150ZM150 242H149V243H150ZM156 242H157V241H156ZM156 242H155V245H156ZM176 242H177V241H176ZM231 242H233V241H230V243H231ZM235 242H236V241H235ZM238 242H239V241H238ZM238 242H237V243H238ZM246 242H245V243H246ZM256 242H258V241L256 240ZM259 242H260V241H259ZM263 242H264V241H263ZM118 243H119V242H118ZM166 243H167V242H166ZM170 243H171V241H170ZM191 243H192L193 245H192ZM208 243H209V245L211 246L210 242H208ZM208 243H206V244L204 243V245H207ZM211 243H212V242H211ZM230 243H229V244H230ZM237 243H236V244H237ZM250 243H249L248 245H251ZM104 244H105V242H104ZM129 244L132 245L131 247L134 246L135 248L133 247V248H134V249H133V248L129 247V246H130ZM197 244H198V243H197ZM219 244H220V243H219ZM255 244H256V243H255ZM261 244H262V243H261ZM128 245H129V246H128ZM138 245H140V246L138 247ZM158 245H159V244H157L156 247H157ZM174 245H175V244H174ZM201 245H202V244H201ZM222 245H223V244H222ZM222 245H221V246H222ZM241 245H242V244L240 243V246H241ZM243 245H244V242H243ZM243 245H242V246H243ZM245 245H246V244H245ZM257 245H258V244H257ZM257 245H255V246H256L255 248H258V247H259V246H257ZM259 245H260V244H259ZM263 245H264V244H263ZM263 245H262V246H263ZM107 246H108V245H107ZM107 246H106V248H107ZM144 246H143V248H142L143 251H144ZM147 246H148V244H147ZM147 246H146V248H147ZM153 246H154V244H153ZM172 246H173V245H172ZM190 246H191V247H190ZM197 246H198V245H197ZM216 246H217V245H216ZM231 246H232V245H231ZM237 246H238V245H237ZM240 246H239V247H240ZM262 246H261V247H262ZM109 247H108V248H109ZM120 247H121V246H119V248H120ZM141 247H140V249H141ZM154 247H155V246H154ZM193 247H192V248H193ZM218 247H220V245H218ZM227 247H229V246H226V248H227ZM233 247H234V245H233ZM261 247H259V248H261ZM87 248H88V247H87ZM129 248H131V250H132V249H133V250L131 251ZM148 248H149V246H148ZM148 248H147V249H148ZM194 248H193V249H194ZM196 248H197V247H196ZM210 248H211V247H210ZM229 248L231 249V247H229ZM234 248H235V247H234ZM245 248H246V246H245ZM183 249H182V250L180 249L179 252L183 251ZM198 249H199V248H198ZM198 249H197V251L199 252L201 248H200L199 250H198ZM217 249H218V248H217ZM217 249H216V250H217ZM227 249H228V248H227ZM227 249H226V250H227ZM239 249H241V248H239ZM253 249H254V248H252V250H253ZM261 249H262V248H261ZM117 250H118V249H117ZM119 250H120V249H119ZM157 250H161V249L158 248ZM165 250H166L167 252H166ZM170 250H171V251H170ZM204 250H205V249H203L202 251H204ZM218 250H219V249H218ZM228 250H229V249H228ZM231 250H233V249H231ZM262 250H263V249H262ZM36 251H37V250H36ZM146 251H148V250H146ZM151 251H152V249H151ZM161 251H163V250H161ZM195 251H196V250H195ZM202 251H201V254L199 253L200 255L203 254ZM214 251H215V249H214ZM224 251H225V249H224ZM248 251H249V250H248ZM254 251H255V253H257V252H256L257 250H254ZM149 252H150V251H149ZM158 252H160V251H158ZM165 252H166V253H165ZM168 252H169V253H168ZM179 252H178V255H182V256H183V255H184V256L187 255V254L185 255L184 252H183V253L181 252V254H180ZM206 252H207V251H206ZM216 252H217V251H216ZM216 252H215V253H216ZM222 252H223V251H222ZM239 252H241V251H239ZM242 252H243V250H242ZM245 252H246V251H245ZM251 252H252V251H251ZM251 252L249 251V254H250V255L247 254L248 252L245 254V255L248 256V257L250 256V258H248V257H246V256H245V257L248 258V260L251 259V261H253L252 259L254 258V256H252L253 258L251 257V255H252ZM260 252H261V251H260ZM142 253H143V252H142ZM146 253H147V252H146ZM204 253H205V251H204ZM233 253H234V251H233ZM253 253H254V252H253ZM258 253H259V252H258ZM258 253H257V254H258ZM263 253H264V252H263ZM105 254H106V253H105ZM119 254H118V255H119ZM144 254H145V253H144ZM150 254H151V253H150ZM155 254H156V259H155ZM188 254H189L190 256H192V255H191L192 252L190 253V250H189V253H188ZM241 254H242V253H241ZM241 254H239V255L241 256ZM106 255H107V254H106ZM115 255H114V256H115ZM197 255H198V254H197ZM221 255H222V254H221ZM221 255H218V257L215 256V258H217L218 260H216L215 258H213V259H215L216 262L212 259V260H211L212 262H211L210 264H224V263H227V261L230 260V259H229L230 256H228L227 258H228L229 260L226 258V260H225L226 262H223L225 258H224V259H221V257L223 256V255H222V256H221ZM230 255H231V254H230ZM233 255H234V254H233ZM259 255H260V254H259ZM259 255H258V256H259ZM78 256H79V255H78ZM108 256H109V255H108ZM110 256H112V255H110ZM116 256H117V255H116ZM147 256H148V254H147ZM163 256H164V258H163ZM182 256H180V257H182ZM193 256H194V255H193ZM202 256H203V255H202ZM219 256H221V257H219ZM235 256L237 257L238 255L235 254ZM261 256H262V255H261ZM263 256H264V255H263ZM112 257H113V256H112ZM112 257H111V259H110L111 261H112ZM161 257H162V258H161ZM173 257H174V258H173ZM180 257H176V258L179 259ZM188 257H189V256H186V257H184V258L187 259ZM197 257H200V256L198 255ZM236 257H234L235 260H236V262H237V261H238V262H241V259H242V258H240V257L238 256L237 258H239V259L237 260ZM241 257L244 258V255L242 254ZM255 257L257 258V256H255ZM106 258H107V256H106ZM184 258H183V259L181 258L182 260L179 259V260H177V261H182V263H180V264H184V263H183L184 261H185V264H186V263L189 264L190 262L193 263V262H194L193 259H195V262L197 261L196 258H192V257H190V258H188V259L191 260V258H192L193 261L188 260V261H190V262H188L187 260H184ZM256 258H255V260H256ZM97 259H98V258H97ZM115 259L118 260V256H117ZM173 259H174V260H173ZM198 259H199V258H198ZM263 259H264V258H263ZM152 260H155V261H154V262H151ZM183 260H184V261H183ZM233 260H234V259H233ZM242 260H244V263H246V262H245V260H246L245 258L242 259ZM213 261H214V262H213ZM230 261H231V260H230ZM230 261H229V262H230ZM251 261H247L246 264H253V262H251ZM195 262H194V264H195ZM201 262H202V261H201ZM229 262H228V263H229ZM254 262H255V261H254ZM259 262H260V261H259ZM259 262L257 261V263H259ZM191 263H190V264H191ZM230 263H232V262H230ZM234 263H235V262H234ZM257 263L255 262L254 264H257ZM263 263H264V262H263ZM263 263H262V264H263ZM172 264H174V263H172ZM198 264H199V263H198ZM239 264H240V263H239ZM260 264H261V263H260Z\"/></svg>",
  "mask_w": 264,
  "mask_h": 264
}]
</instances>
